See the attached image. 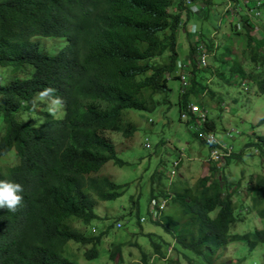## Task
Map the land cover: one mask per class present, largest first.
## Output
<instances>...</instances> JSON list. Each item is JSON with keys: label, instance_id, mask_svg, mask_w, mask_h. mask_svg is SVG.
<instances>
[{"label": "trees", "instance_id": "obj_1", "mask_svg": "<svg viewBox=\"0 0 264 264\" xmlns=\"http://www.w3.org/2000/svg\"><path fill=\"white\" fill-rule=\"evenodd\" d=\"M217 2L219 0H0V132L4 134L0 138V158L3 146H8L3 149L6 153L13 148L16 159L23 160L24 156L26 161L23 166L8 172L23 185L33 183L21 193L22 208L17 207L15 212L4 210L0 214V232L2 227L21 219L24 223L22 238L25 231L40 237L34 257L23 264H71L72 260H77L72 259L75 253L71 254L69 250L74 244L77 248L94 245L86 257L92 261L97 258L96 248L108 234L103 232L96 238H87L86 234L72 229L80 221L88 224L95 220L97 212L94 204L90 203L91 190L102 188L103 178L100 184L93 173L87 180L82 169L74 167L70 194H67L57 186L60 182L58 175L51 180L52 174L49 176L45 172L37 180V163L24 152L25 145L18 139L20 130L17 128L26 125L25 120L32 116L34 92L39 85L53 81L50 64L58 55L56 57L55 47L50 55L45 52L40 54L42 40L68 41L72 37L77 61L83 40L88 46L86 57L100 59L105 45H108L115 60L116 74L125 83L127 91L137 97L136 110L141 115L142 112L153 115L159 108L162 110L171 106L169 96L173 89L169 82L179 81L177 71L183 26L188 36L197 37L196 44H206L209 53L214 50L213 42L204 39V30L194 26L191 8L196 4L199 15L200 12L210 14ZM199 3H203L204 7H199ZM241 17L243 31L233 34L240 37L244 33L247 38L240 39V52L247 54L246 61L240 56L232 59V44L228 43L225 47L216 48L217 54L211 66L214 70H206L194 63L198 46L190 48L189 58L186 59V64L192 66L189 87L185 91L180 89L174 104L180 123H183L182 115L188 112V106L193 101L204 109L212 106L214 101L222 108L223 94L217 92L214 86L219 90L225 85L248 86L249 91L253 86L258 95L264 94V35L262 39L256 38V35L249 36L248 29L255 27L249 28V18ZM209 18L208 15L205 17ZM188 24L193 25L190 31L186 29ZM66 44H60V56L68 49ZM28 69L33 70L31 80H26ZM60 69L57 68L58 71ZM137 80V90L133 91ZM189 117L190 120L184 124L193 131L199 124L194 116L190 114ZM204 129L214 131V122L209 120ZM195 136L201 141L197 134ZM161 143L164 144V139ZM245 149L264 164V136L247 143ZM233 161L241 163L242 154H231L223 166L213 162L210 173L199 178L193 188L174 183L171 195L163 187L153 190V197L170 201L181 218L161 216V223L165 224L168 234L150 237L152 251L144 252L141 260L151 263L152 258L162 264H217V260L226 255L229 246L238 245L234 254L239 258L236 264L251 258L257 263L261 248H264V228L245 233L233 230L243 221V213L255 212L260 220H264V173L246 177L243 171L238 180L229 181L224 169ZM115 162L116 165L125 164L119 157ZM157 175H152L153 183ZM203 185L205 188H202ZM110 186L111 195L107 193V201L120 198L122 187L115 183ZM35 187L38 188L36 191ZM62 187L68 190V183H63ZM179 187L181 192L176 194ZM246 192V200H243ZM236 201L241 205L237 206ZM12 245L19 250L14 241ZM116 253L119 254L118 250ZM116 253L111 257L114 258ZM0 264H6L1 240Z\"/></svg>", "mask_w": 264, "mask_h": 264}, {"label": "rangeland", "instance_id": "obj_2", "mask_svg": "<svg viewBox=\"0 0 264 264\" xmlns=\"http://www.w3.org/2000/svg\"><path fill=\"white\" fill-rule=\"evenodd\" d=\"M224 3V0H219L210 14L200 12L199 15V12L191 8L193 19L195 20L194 24L204 30L206 42L212 40L214 43V50L209 54V65L204 67L206 70H214L211 65L214 56L217 54L216 48L225 47L228 43H231V54H233L231 58L234 59L235 56H240V39L247 40L244 33L242 37L232 34L236 31L235 28L238 23L242 21L241 16L236 12L237 4L231 3V6L229 5L230 7L227 8ZM198 5L199 7H204L203 3ZM250 5L251 7L255 6L253 2ZM195 6L197 5L195 4ZM207 15L210 17L208 20L205 19ZM252 24L254 25L253 22ZM258 26L260 25L258 24ZM192 28V25L186 26L188 31L192 30ZM255 32V29H253L249 36L253 37ZM180 38L182 47L179 45V57L180 61L186 62V59L189 58V50L195 46L197 37L195 35L188 36L183 26ZM51 41L50 39H47V41L46 39L42 40L45 43L39 49L40 54L43 55L46 51L51 54V46H49ZM59 42L65 43V39ZM80 45L81 52H87L88 46L84 40L80 42ZM204 45L206 46V44ZM45 46H47V49H45ZM194 59V63L200 67L197 54ZM186 65L188 67L187 73L190 74L192 66L188 63ZM27 77H30V75ZM209 82L211 84L210 80ZM169 86L173 89L169 96V101L174 103L177 100L181 85L178 81L170 80ZM250 88L249 91L248 86L238 88L237 86L228 87L225 85L219 90L217 86H214L217 92L223 94L224 102L222 108L220 109L215 101L212 102L210 100L209 102H212L213 105L205 107V110L209 112V118L216 125L214 134L219 142L231 147L237 155L242 154L243 156L241 163L233 161L230 166H227L228 168L224 169V175L229 181L238 180L243 171L246 177L264 173L262 160L257 156H251L248 149H245L247 143L256 141L258 136H264V122L260 123L264 120V94L257 95L255 93L256 89L253 86ZM204 98L207 100L206 97ZM142 116L143 120L139 123L138 131L129 140V147L124 145V139H119V136L115 135L116 151L119 157L127 161L128 164L122 168L117 166L115 157L107 161L106 166L100 171V175L103 178V187L98 188L94 195L98 200L95 205L99 214L91 224V227L79 226V229L86 233L87 238H96V236H101L105 231L108 234L103 237L102 244L96 248L97 258L92 261H89L86 257L90 254L94 245L91 244L86 247L82 245L78 248L70 245V253H75L72 259L76 258L81 264H162L152 258L150 259V261H153L151 263L141 260L144 252L152 251V246L151 238L139 235L140 231L144 230L145 232L153 233V237H159L166 233L162 226H158L152 221L150 212L152 175L158 173L157 180L153 183L157 190L163 187L170 192L173 181L184 187L193 188L199 178H203L210 173V168L212 167V162L209 161L210 148L197 139L195 136L196 132L194 130L191 131L184 124L185 120H183V123L178 121L177 107L173 106L170 108L165 106L162 110L159 108L153 115L149 112H142ZM126 119L127 109L124 107L119 108L107 122L108 127L113 129L112 133L115 132L114 129H119L121 126L123 131ZM149 119L150 122H148ZM240 132L244 134L241 135ZM146 139H148L147 143L151 145V148L146 147ZM162 139H164V144L161 143ZM112 142L113 139L111 138L110 146ZM109 150L111 151V147H109ZM181 153L183 154L182 165L175 170L174 162L179 159ZM174 170L175 172L173 173ZM113 182L122 183L123 194L125 192L124 184L130 183L132 185L127 188L120 199L110 202L107 201L109 198L107 193L111 192L110 185ZM202 188H205V186L203 185ZM180 192L181 189L179 187L175 193L179 194ZM140 193L142 195L138 203L134 205L131 202L133 200L131 195L136 199ZM247 193L243 194V200H246L245 195ZM236 205L240 206L241 203L236 201ZM243 214V221L235 226L233 232L245 233L252 232L256 228H264V220H260L255 212ZM142 217L146 218L147 221L139 225L138 220ZM163 217L181 218L180 212L171 204L167 206ZM108 227H110L109 230H107ZM72 229L76 230L75 226ZM130 242L138 243H131L132 245H130ZM117 250L119 255L116 253ZM263 252L264 248H261V256L256 264H264ZM114 253L116 255L112 258L111 255ZM235 253L236 247L233 245L229 246L226 250L225 261L236 262ZM154 257H157V255ZM245 264L255 263L253 260H249Z\"/></svg>", "mask_w": 264, "mask_h": 264}, {"label": "clouds", "instance_id": "obj_3", "mask_svg": "<svg viewBox=\"0 0 264 264\" xmlns=\"http://www.w3.org/2000/svg\"><path fill=\"white\" fill-rule=\"evenodd\" d=\"M224 1V6H227V8L231 6V3H236L238 6L236 8L237 14L244 18H249V28H253L254 26L256 38L262 39V35H264V0ZM251 2L255 4L254 7H251ZM192 9L198 12L197 6L194 5ZM259 23L261 24L260 26H258ZM242 27L243 24L241 21V23H238V26H236V31H234V33L239 31L242 32ZM251 31L252 29H248V35H250ZM233 35L237 36L236 34ZM59 41L60 40H52L49 42L51 50L55 47L56 57L58 55V58L50 64V68L53 69V74L51 75L53 81H47L46 83H43V85H39L38 89L34 92L35 97L31 103L32 116L25 120L26 125L21 128L18 127L17 129L20 130L18 139L25 145L24 152L36 161L39 168V176L37 180L45 172L49 176L52 174L51 180L58 175L60 182L57 186L62 190L67 191L65 193L70 194L71 172L74 167L82 169L87 180L90 179L91 174H96V179L100 180L101 184L102 177L100 171L106 166L107 161L119 157V154L116 151L115 135H118L119 139H124V145L129 147V140H131L138 131L140 127L139 123L143 120V116L136 110L138 101L137 97L127 91L125 83L120 81L118 74L115 72V60L113 59V55L111 54L108 45H105L100 59H97L95 56L86 57L87 52L82 53L80 51L77 61V51H75L73 47V38L70 37L68 41L65 39V43ZM60 44H66L68 46L65 54H61L62 56L65 55L64 57L60 56ZM194 45L198 46L196 54L198 56L200 67H202V69L208 67L209 54L211 53H208L206 46L203 44L198 45L195 43ZM79 48L81 49V45ZM45 49H47V46H45ZM45 53L48 54L47 51ZM239 54L242 59L245 61L247 60L246 53L240 52ZM203 58L206 64L203 63ZM60 66H62L61 69ZM57 68H59L60 71H58ZM187 70L188 67L186 62L179 60L177 76L179 77L178 82L183 91L189 87V74L187 73ZM28 75H30V77H27ZM27 76L26 80H31L33 70L28 69ZM137 82L138 80L135 82V88H133V91L137 90ZM255 93L257 94V89ZM174 104L175 102L171 103L170 108L175 106ZM122 107L127 109V119L124 124V130L122 131L121 126L119 129H114L115 132L112 133L113 129L108 127L107 122L116 111ZM194 107L197 108L196 111L194 110ZM187 111V113H183L182 120H185L184 122H186L190 120V114L191 116H194L199 125L193 130L201 141L205 143L204 145L210 148L211 155L209 161L212 163L216 162L219 166H223L226 158L233 154L234 151L231 147L219 142L214 134L216 130L215 123L214 131L204 129L209 120L213 121L209 118L208 110H205L193 101L189 104ZM148 122H150V119ZM1 137H4L3 132H0V138ZM111 138L113 139V142L110 146L109 142ZM147 142L148 139H146V147L151 148V145ZM6 147L8 146H3V149ZM109 147H111V151L109 150ZM3 149L1 154L2 159L0 158L1 215L4 210H7V212H15L17 207L22 208V205H20L22 200L21 193L24 189L33 186V183L32 185H23L8 172L10 169L14 168L17 171L23 166V162L26 161V158L23 156V160L16 159L13 153V148H9L8 153ZM182 158L183 154L181 153L179 159L174 162L175 170L182 165ZM123 161L125 162L124 165L117 164V166L122 168L128 164L127 161ZM63 183H68V190L62 187ZM174 183L176 182L173 181V184ZM115 184L122 187V183L116 182ZM125 185L127 186L125 187L126 192L127 188L132 184L130 185L129 183L124 184V186ZM172 187L170 192H168V189L166 188L168 195H171ZM37 189L38 188L35 187V191ZM155 189L156 188L152 182L150 186V212L152 215V221L156 225L162 226L166 232L167 229L165 224L161 223V216L167 209V206L170 205V201L162 197L154 198L152 193ZM120 190L122 197L125 192L123 194L122 188ZM91 192L92 201L90 203L94 204L98 215V208L95 205L98 200L94 197L96 190H91ZM108 193L110 194V192ZM141 195L142 193H140L136 199L131 195L133 200L130 201L136 205ZM146 221V218L142 217L138 220V224L141 225ZM92 223L93 222L85 224L83 221H80V223L74 225L76 229L75 231L82 234L84 231L80 230L79 226L89 228L92 226ZM23 228L24 223L21 219L13 225L7 224L5 227L1 228L0 240L6 264H23L22 262L30 261L35 255V251L40 242V237H37L35 234L29 235L25 231L22 238L21 231ZM109 228L110 227H108L107 230H109ZM139 235L148 238L154 236L153 233L145 232L144 230H141ZM13 241L19 246V250L13 247ZM131 243L138 242H130L129 244L132 245ZM260 256L261 255L258 256V259H260ZM225 259L224 255L222 259L217 260L216 263L236 264L239 258H237L236 262H226ZM249 260H254V258L248 259L242 264L247 263ZM71 264L81 263L79 260H72Z\"/></svg>", "mask_w": 264, "mask_h": 264}, {"label": "built area", "instance_id": "obj_4", "mask_svg": "<svg viewBox=\"0 0 264 264\" xmlns=\"http://www.w3.org/2000/svg\"><path fill=\"white\" fill-rule=\"evenodd\" d=\"M203 63H204V64H206V62H205L204 58H203ZM194 110L196 111V110H197V108H196V107H194Z\"/></svg>", "mask_w": 264, "mask_h": 264}]
</instances>
